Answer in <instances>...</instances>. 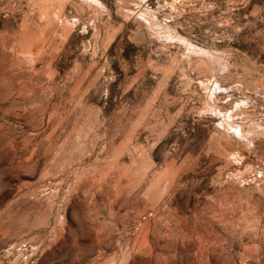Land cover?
<instances>
[{"label": "rangeland", "instance_id": "rangeland-1", "mask_svg": "<svg viewBox=\"0 0 264 264\" xmlns=\"http://www.w3.org/2000/svg\"><path fill=\"white\" fill-rule=\"evenodd\" d=\"M261 258L264 0H0V264Z\"/></svg>", "mask_w": 264, "mask_h": 264}, {"label": "crops", "instance_id": "crops-1", "mask_svg": "<svg viewBox=\"0 0 264 264\" xmlns=\"http://www.w3.org/2000/svg\"><path fill=\"white\" fill-rule=\"evenodd\" d=\"M257 260H259V261H257V263H255V264H264L263 262H262V260H264V258H261V259H257ZM248 262H245V264H247ZM251 264H253V263H251Z\"/></svg>", "mask_w": 264, "mask_h": 264}, {"label": "bare ground", "instance_id": "bare-ground-1", "mask_svg": "<svg viewBox=\"0 0 264 264\" xmlns=\"http://www.w3.org/2000/svg\"><path fill=\"white\" fill-rule=\"evenodd\" d=\"M239 133V132H238ZM242 135V134H241Z\"/></svg>", "mask_w": 264, "mask_h": 264}]
</instances>
